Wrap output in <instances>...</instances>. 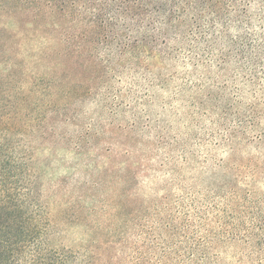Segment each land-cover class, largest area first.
Returning <instances> with one entry per match:
<instances>
[{
  "label": "rangeland",
  "instance_id": "1",
  "mask_svg": "<svg viewBox=\"0 0 264 264\" xmlns=\"http://www.w3.org/2000/svg\"><path fill=\"white\" fill-rule=\"evenodd\" d=\"M249 11L258 33L264 26L257 4ZM57 21L58 52L66 46L59 27L71 34L86 29ZM70 45L83 49L84 65L75 71L57 56V108L31 121L25 141L57 245L84 248L92 234L114 235L98 264L125 262L138 245L155 255L158 245L143 243L139 227L152 225L151 239L172 242L178 233L165 225L180 226L195 212L204 219L196 224L207 235L208 264H264L255 240H220L215 224L223 210L238 221L252 208L264 210V76L263 87L253 85L236 63L220 69L216 57L197 65L145 58L136 71L113 73L88 60L90 39Z\"/></svg>",
  "mask_w": 264,
  "mask_h": 264
},
{
  "label": "trees",
  "instance_id": "2",
  "mask_svg": "<svg viewBox=\"0 0 264 264\" xmlns=\"http://www.w3.org/2000/svg\"><path fill=\"white\" fill-rule=\"evenodd\" d=\"M253 4L264 26V0H0V264H98L100 251L116 242L114 235L92 234L84 248L57 245L55 224L25 143L31 121L41 122L49 108H57V56L74 70L84 65L79 60L83 49L70 42L90 39L88 60L108 72L136 71L145 58L182 57L197 65L216 57L220 69L236 63L249 83L263 87L264 29H251ZM57 18L84 25L87 32L71 34L59 27L66 46L58 52L57 24H62ZM9 23L17 32L8 30ZM69 94L62 92L63 98ZM254 213L252 208L238 221L223 210L215 216L218 239L255 240L256 255L264 261V210ZM203 220L192 212L180 226L167 223L170 234L178 233L172 242L151 239L152 225L140 226L143 243L158 245L160 253L147 254L138 245L125 262L114 264H208L207 235L199 234L196 224Z\"/></svg>",
  "mask_w": 264,
  "mask_h": 264
}]
</instances>
